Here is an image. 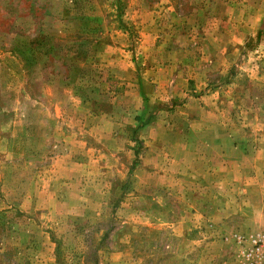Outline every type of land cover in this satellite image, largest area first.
<instances>
[{"label": "rangeland", "instance_id": "obj_1", "mask_svg": "<svg viewBox=\"0 0 264 264\" xmlns=\"http://www.w3.org/2000/svg\"><path fill=\"white\" fill-rule=\"evenodd\" d=\"M214 92L231 131L255 135L264 0H0V264L163 263L146 222L179 205L132 189L136 161H159L135 152L188 132L192 106L208 103L195 100ZM144 103L158 123L140 134ZM126 220L138 232L113 253Z\"/></svg>", "mask_w": 264, "mask_h": 264}, {"label": "crops", "instance_id": "obj_2", "mask_svg": "<svg viewBox=\"0 0 264 264\" xmlns=\"http://www.w3.org/2000/svg\"><path fill=\"white\" fill-rule=\"evenodd\" d=\"M207 72L210 71L205 70ZM205 73H195V80H205ZM198 87L199 90L203 88L201 84ZM200 95L195 102L208 103L191 105L190 110L196 114L189 122V134L186 129L180 130L183 133L179 137L164 142L161 133L156 132L152 140L139 142L143 147L141 152H135L136 157L144 154L145 158L160 162L150 171L153 167L148 164L146 168L140 160L133 170L132 189L140 188L147 194L155 192L157 197L163 190H170L179 205V213L175 210L172 219L151 217L150 220L161 226L153 227L154 222H146L150 225L146 229L159 236L157 242L150 240V251L156 250L158 261L165 264H239L236 235L264 230V122L255 135L235 134L230 128L227 107L219 101L220 95L216 92ZM148 106L144 103L135 117L140 134L158 123L156 117L146 115ZM33 138L28 136L29 140ZM6 139L18 143L23 140L15 131ZM163 143L173 144V149L167 152L160 148ZM170 154L171 174L162 165V160ZM3 179L5 175L0 177L1 183ZM125 222L133 228L122 230L113 253L123 251L117 248H121L124 240L125 248L128 247L132 236L138 232L130 220Z\"/></svg>", "mask_w": 264, "mask_h": 264}, {"label": "built area", "instance_id": "obj_3", "mask_svg": "<svg viewBox=\"0 0 264 264\" xmlns=\"http://www.w3.org/2000/svg\"><path fill=\"white\" fill-rule=\"evenodd\" d=\"M239 264H264V230L236 235Z\"/></svg>", "mask_w": 264, "mask_h": 264}, {"label": "trees", "instance_id": "obj_4", "mask_svg": "<svg viewBox=\"0 0 264 264\" xmlns=\"http://www.w3.org/2000/svg\"><path fill=\"white\" fill-rule=\"evenodd\" d=\"M140 118H141V117H138V120H139V121H141ZM135 165H137V161H136ZM131 171H133V168L130 169V172H131Z\"/></svg>", "mask_w": 264, "mask_h": 264}]
</instances>
